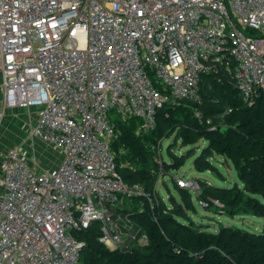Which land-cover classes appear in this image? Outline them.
I'll use <instances>...</instances> for the list:
<instances>
[{
	"label": "built area",
	"instance_id": "obj_1",
	"mask_svg": "<svg viewBox=\"0 0 264 264\" xmlns=\"http://www.w3.org/2000/svg\"><path fill=\"white\" fill-rule=\"evenodd\" d=\"M221 66L245 104L264 92V0H0L4 104L39 109L30 134L61 155L38 171L24 150L7 152L0 264H81L84 244L72 232L95 222L100 241L121 249L113 208L124 196H149L118 172L113 118L153 130L165 104L201 103L202 76ZM176 182L200 189L194 179Z\"/></svg>",
	"mask_w": 264,
	"mask_h": 264
},
{
	"label": "trees",
	"instance_id": "obj_2",
	"mask_svg": "<svg viewBox=\"0 0 264 264\" xmlns=\"http://www.w3.org/2000/svg\"><path fill=\"white\" fill-rule=\"evenodd\" d=\"M200 96L201 103L184 100L157 109L155 128L145 133L138 132L137 118H113L118 138L111 147L118 172L127 185H140L149 196H124L113 210L124 212L139 236H147L148 244L132 241L126 249L111 250L100 241L101 224L95 222L72 232L84 244L81 264H264V227L258 233L234 227L206 231L192 219L197 212L194 192L180 188L174 177L178 198L168 186L167 202L157 191L161 175H169L171 166L179 170L196 155L195 148L182 155L173 148L179 142L189 147L205 141L206 147L194 159L196 171L218 174L215 159L219 157L232 162L243 185L222 188L199 182L196 199L206 202L208 210L229 217L264 219V92L252 105L245 104L232 73L221 66L202 76ZM213 126L217 128L211 130ZM171 138L166 151L170 163L159 161L162 142Z\"/></svg>",
	"mask_w": 264,
	"mask_h": 264
},
{
	"label": "rangeland",
	"instance_id": "obj_3",
	"mask_svg": "<svg viewBox=\"0 0 264 264\" xmlns=\"http://www.w3.org/2000/svg\"><path fill=\"white\" fill-rule=\"evenodd\" d=\"M23 129L27 133V137H25L23 142H21V144L17 148H20L26 152L27 156L29 157L28 160L30 159L29 160L30 164L33 163L34 158L37 156L34 155L36 151H38L39 154L41 153L45 154L44 155L45 159L43 157V160H40L38 157H36V162L40 166V168H37L38 171L48 170L53 168L52 166L55 165L57 162L56 161L51 162V161L55 160L60 153L47 143L44 142H42L43 144L39 143L41 141L38 139L36 140V138L31 137V142L30 141L28 142V139L30 140V135H29L30 128L27 129L25 127ZM172 141L173 139L171 138L162 142V148L160 149L161 155L159 156L158 159L159 161H161L162 159L170 163V159L167 156L166 151L170 143H172ZM206 145L207 143L205 141H201L198 145L195 146L181 147V144L179 142L177 146L173 148V151L179 155L184 154L186 151L192 148H195L196 155L194 157L189 158L186 161L185 165L181 167L179 170H175L174 167L171 166L172 172L169 175L160 176L157 185V191L160 194V196L163 198V200L167 202L169 198V190L167 189V186L170 188V192L178 198V193L172 181L174 180L173 177L175 178V180H177L178 178L194 179L198 182L207 183L210 186H216L222 188H231L236 185L242 187L243 184L239 180L237 172L231 161L227 162L220 159L219 157L216 158L215 161L218 167V174L211 171L202 172V173L196 171L194 167V159L196 156H198L201 153L202 149L205 148ZM28 151L30 154L28 153ZM200 191H201L200 189L195 191L194 192L195 195L192 198L193 203L197 210L196 213L192 214V219L194 220L195 223L202 225L206 231L216 233L219 232L222 227H234V228L246 229L255 233L262 231L264 227L263 218H258L251 215L229 217L226 214L214 212L211 209L208 210L207 207L203 206L202 203H200L195 197L200 193ZM214 203L218 204L217 201H215ZM167 205L170 206V203L168 202ZM121 209H123V207ZM116 218H118V221L121 223L122 226L121 228L122 229L121 233L123 237L122 248H125L126 245L129 246L132 241H136V238L137 239L139 238V231L136 229L135 226L131 224V222L125 216L124 212L121 211L117 212ZM133 237H135V239H132Z\"/></svg>",
	"mask_w": 264,
	"mask_h": 264
},
{
	"label": "crops",
	"instance_id": "obj_4",
	"mask_svg": "<svg viewBox=\"0 0 264 264\" xmlns=\"http://www.w3.org/2000/svg\"><path fill=\"white\" fill-rule=\"evenodd\" d=\"M2 83L3 80L0 74V194L2 193V177H3L2 164L4 158L10 149L14 147H19L21 142H23L25 137H27V133L23 128L26 127L27 129L29 128L31 129L32 127H35L37 125L38 116H39V109L35 107L29 109L7 108L4 104V91H3ZM30 129H29L30 140L28 139V142L29 141L31 142V137H32L30 134ZM37 139L41 141L39 143L43 142L41 139L36 138V140ZM34 155H37L36 157H38L40 160H43V157L45 159L44 153L39 154V152L36 151ZM36 157L34 158V160H36ZM53 161L57 162L55 165L52 166L54 168L60 164L61 155L59 154L58 157H56V159L52 160L51 162ZM31 165L33 166V163ZM126 247H128V245H126Z\"/></svg>",
	"mask_w": 264,
	"mask_h": 264
},
{
	"label": "water",
	"instance_id": "obj_5",
	"mask_svg": "<svg viewBox=\"0 0 264 264\" xmlns=\"http://www.w3.org/2000/svg\"><path fill=\"white\" fill-rule=\"evenodd\" d=\"M219 129H220V130H224V129H226V128H225V127H220Z\"/></svg>",
	"mask_w": 264,
	"mask_h": 264
},
{
	"label": "bare ground",
	"instance_id": "obj_6",
	"mask_svg": "<svg viewBox=\"0 0 264 264\" xmlns=\"http://www.w3.org/2000/svg\"><path fill=\"white\" fill-rule=\"evenodd\" d=\"M189 179V178H188ZM120 215V214H119ZM126 249V248H125Z\"/></svg>",
	"mask_w": 264,
	"mask_h": 264
}]
</instances>
